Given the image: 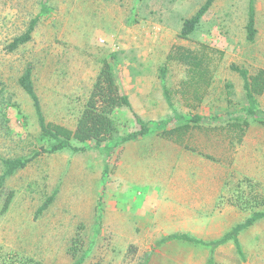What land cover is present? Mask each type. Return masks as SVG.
Segmentation results:
<instances>
[{"label":"rangeland","instance_id":"1","mask_svg":"<svg viewBox=\"0 0 264 264\" xmlns=\"http://www.w3.org/2000/svg\"><path fill=\"white\" fill-rule=\"evenodd\" d=\"M204 1L0 0V157H28L51 144L19 82L27 67L47 125L83 147L40 154L5 180L0 264H207L210 256L213 264H264V218L238 234L243 259L231 241L212 253L182 240L156 245L175 232L221 237L255 210L246 197L232 202L247 193L244 179L264 187V115L230 120L248 106L236 69L247 72L264 111V0L253 2V41L246 39L248 0H214L182 34ZM36 16L30 40L10 50ZM105 61L114 63L131 106L113 113L122 123L116 138L139 128L133 112L143 120L174 113L203 120L176 121L107 159L76 132ZM4 169L0 160V175Z\"/></svg>","mask_w":264,"mask_h":264},{"label":"trees","instance_id":"2","mask_svg":"<svg viewBox=\"0 0 264 264\" xmlns=\"http://www.w3.org/2000/svg\"><path fill=\"white\" fill-rule=\"evenodd\" d=\"M214 0H205L199 8L192 14L190 17L186 18L182 23L181 33L188 34L194 30L197 26L203 15L210 8ZM254 0H248V10H247V21L245 25L246 30V39L248 41H253L256 33L255 27V9H254ZM40 16H36L29 24L28 29L25 33L17 36L13 39L9 45V49L12 50L18 45L26 43L31 38V32L39 20ZM112 61L118 59V53H110ZM242 80H243V89L246 95L248 106L245 108L244 114L236 115L231 119L234 120H246L247 118L256 117L258 114H263L264 111L257 109L256 101L252 95L251 90L249 89V82L247 80V72L244 69H236ZM20 85L22 86L24 92L30 98L34 112L37 118V122L41 133L46 136L51 144L49 147H42V149L35 151L28 157H14V158H2L0 157L1 162L4 164L5 169L0 175V189L3 187L5 180L11 176L16 170L25 167L31 160L36 158L38 155L43 153L52 154L58 151L65 149H70L73 151H79L83 147H77L72 144L68 139L61 137L57 132L52 130L47 123L45 122L44 116L42 114L39 98L34 90L32 79H31V69L29 67L25 68L19 79ZM168 101V98H167ZM127 108L131 110L130 101L125 94L114 73V63L105 61L99 68L97 75L91 85L89 93L86 97V100L78 114L76 120V132L93 142L94 147L101 148L100 151L105 154L106 158L111 155L113 150L120 145H123L132 140L145 137L152 133H156L160 130H166V128L173 124L176 121H191V122H200L203 120V116L193 115L185 117L183 115L174 113L168 118H162L160 120H143L135 112L132 113L136 124L139 125V128L126 132L120 137H115L121 130L122 123L113 116V113L120 109ZM242 108L241 110H243ZM218 120L217 117L213 118ZM105 158V159H106ZM107 162V161H106ZM104 165V170H107L108 164ZM247 185V193L243 195H238L236 200L232 201L235 204L242 205L243 202L241 199L246 197V200L252 202V206L255 207V210L247 217L245 220L236 223L230 230L226 231L221 237L204 241L202 239L196 238L184 232H175L167 236H163L157 243V246H160L163 242L167 240H182L190 242L193 244H199L206 246L210 249L212 253L218 246L225 244L226 242L231 241L235 247L237 254L243 259L244 254L241 249L240 242L238 240V234L252 226L256 221L264 218V210H260L264 206V187L260 186L259 183L253 182L251 179H244ZM55 189L39 206L37 210L41 212L46 209L48 205L52 202L55 194ZM12 192H9L6 195V198L3 202V210H5L12 199ZM233 203V204H234ZM254 203V204H253ZM72 264H80L79 261H76ZM207 264H213L212 256L209 257Z\"/></svg>","mask_w":264,"mask_h":264},{"label":"crops","instance_id":"3","mask_svg":"<svg viewBox=\"0 0 264 264\" xmlns=\"http://www.w3.org/2000/svg\"><path fill=\"white\" fill-rule=\"evenodd\" d=\"M97 75V74H96Z\"/></svg>","mask_w":264,"mask_h":264}]
</instances>
